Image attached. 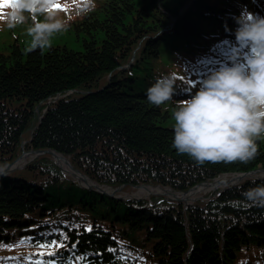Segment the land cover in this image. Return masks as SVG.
Instances as JSON below:
<instances>
[{
	"label": "trees",
	"instance_id": "16d2710c",
	"mask_svg": "<svg viewBox=\"0 0 264 264\" xmlns=\"http://www.w3.org/2000/svg\"><path fill=\"white\" fill-rule=\"evenodd\" d=\"M70 2L50 1L71 21L43 50H28L31 19L13 29L0 20V166L53 150L101 185L179 192L264 167V136L247 162L200 164L172 145L174 106L231 55V14L246 6L264 16V0H97L82 16ZM167 72L182 87L155 106L146 89ZM261 184L245 178L185 206L124 201L81 187L40 155L0 177V258L29 264L36 245L56 240L55 259L71 264H264V206L236 203Z\"/></svg>",
	"mask_w": 264,
	"mask_h": 264
},
{
	"label": "clouds",
	"instance_id": "9594fccd",
	"mask_svg": "<svg viewBox=\"0 0 264 264\" xmlns=\"http://www.w3.org/2000/svg\"><path fill=\"white\" fill-rule=\"evenodd\" d=\"M68 7L77 16L87 15L96 9L97 0H71ZM231 18L235 24L231 55L172 112L173 147L200 164L250 161L257 155V140L264 136V16L242 6ZM29 19V51L50 47L52 36L67 31L71 21L52 11L50 0H9L0 8V20L9 29ZM181 87L175 73L167 72L158 75L145 94L149 103L160 106ZM242 196L244 200L236 203L264 206V184Z\"/></svg>",
	"mask_w": 264,
	"mask_h": 264
},
{
	"label": "bare ground",
	"instance_id": "6f19581e",
	"mask_svg": "<svg viewBox=\"0 0 264 264\" xmlns=\"http://www.w3.org/2000/svg\"><path fill=\"white\" fill-rule=\"evenodd\" d=\"M50 156H53L54 159L57 160L59 166L64 170V172H67L68 166L63 161L62 157L55 151H53V155L50 154ZM27 158V155H23L20 159L17 160V162L14 164V167L19 166L22 164ZM252 175H260L264 176V171H260L259 173H251L249 176ZM240 175L236 174H227V175H220L216 179L212 181H207L204 184L198 185L191 190H189L186 193L183 194H176L174 192H171L168 189H162L159 187H151V186H140L136 189V192L133 194L135 197H148L150 195H164L169 198V200H181V201H188L192 199L195 195L200 193L209 192L211 190L222 188L224 186L230 185L235 183L237 180H239ZM106 192L111 193L112 191L108 188H103Z\"/></svg>",
	"mask_w": 264,
	"mask_h": 264
},
{
	"label": "snow or ice",
	"instance_id": "6c2138e0",
	"mask_svg": "<svg viewBox=\"0 0 264 264\" xmlns=\"http://www.w3.org/2000/svg\"><path fill=\"white\" fill-rule=\"evenodd\" d=\"M9 0H0V8L7 6ZM51 9H62V6L60 4H52ZM62 10H67L66 8ZM88 231H91V228L89 227L86 229ZM63 235V234H61ZM21 244L28 243L27 241H20ZM39 247L42 251L31 254L29 257H26L25 260L29 262V264H45V261L42 259H39L37 257H48L46 264H71V261H63V258H61L60 261L56 260L55 257L59 255L58 253L51 251L54 247H63V244H57L56 240H52L50 243H40L36 245ZM11 247V246H9ZM46 250V251H45ZM111 251V249H110ZM77 259H84L83 257H78ZM9 260H17L16 257H9V258H0V264H7V261Z\"/></svg>",
	"mask_w": 264,
	"mask_h": 264
},
{
	"label": "water",
	"instance_id": "95a60500",
	"mask_svg": "<svg viewBox=\"0 0 264 264\" xmlns=\"http://www.w3.org/2000/svg\"><path fill=\"white\" fill-rule=\"evenodd\" d=\"M46 152H48V153H50L51 155H53V152H49V151H46ZM22 156V155H21ZM20 156V157H21ZM19 157V158H20ZM18 158V159H19ZM17 161V160H16ZM16 161H14L13 163H11V164H9V165H6V166H4L3 168H0V174H4V173H9V172H11L13 169H12V166H13V164L16 162ZM64 161H65V163H66V165L69 167V169H70V171H69V173H71L74 177H76V175H78L79 176V178H78V181L79 182H83L84 183V185L86 186V187H88V188H90V187H92V186H94V185H90V184H87V181H88V178L86 177V176H84L83 174H81V173H79L78 171H75V170H73V168L71 167V165H70V163L68 162V160H66V159H64ZM242 176H244V174H242ZM241 179V178H240ZM98 192H104L103 190H101V189H96ZM120 190V188H118V189H115V190H113V192L115 193L116 191H119ZM104 193H106V192H104ZM114 193H108L110 196H112V197H115L114 196Z\"/></svg>",
	"mask_w": 264,
	"mask_h": 264
},
{
	"label": "rangeland",
	"instance_id": "374dc122",
	"mask_svg": "<svg viewBox=\"0 0 264 264\" xmlns=\"http://www.w3.org/2000/svg\"><path fill=\"white\" fill-rule=\"evenodd\" d=\"M29 157L28 158H30V155H28ZM27 158V159H28ZM26 159V160H27ZM26 160L22 163V164H20L18 167L20 168V167H22L25 163H26ZM263 170V169H262ZM264 171V170H263ZM217 189H219V188H217ZM217 189H214V190H211V191H209V192H205V193H200V194H197V195H195L191 200H204V201H206V200H209L210 199V197H209V194H211L212 192H215V191H218ZM133 194V193H132ZM119 195L120 196H123V197H130L131 196V193H126V192H121V193H119ZM191 200H189V201H187L188 203H190V202H193V201H191Z\"/></svg>",
	"mask_w": 264,
	"mask_h": 264
}]
</instances>
